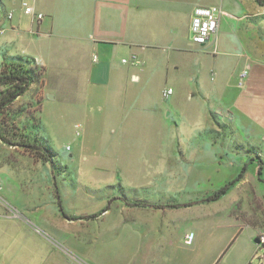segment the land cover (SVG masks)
<instances>
[{
	"label": "crops",
	"instance_id": "1",
	"mask_svg": "<svg viewBox=\"0 0 264 264\" xmlns=\"http://www.w3.org/2000/svg\"><path fill=\"white\" fill-rule=\"evenodd\" d=\"M23 2L44 17L34 20L25 15ZM209 6L226 13L210 39L196 44L191 39L194 9ZM10 10L11 20L7 18ZM17 33L32 40L34 54L13 51L9 43L16 40ZM58 48H70L75 60H82L83 67L78 69L85 81L82 105H99L108 113L120 107L126 112L125 107L135 109L140 104L143 91L156 89L158 97L149 108L159 123L155 127L161 133L177 127L173 138H179L177 145L164 142L166 145L152 147L155 158L151 152L145 157L144 196L125 195L124 175L120 178L123 168L129 167L121 163H97L96 158L90 161L84 155L86 161L80 165L103 172L101 180L84 184L75 179L68 165L38 162L35 165L50 170L61 215L78 217L64 211V197H85L95 204L97 200V209L107 214L127 211V232L116 238L128 242L138 261H163L167 250L182 247L189 255L202 247L208 250L209 264L229 261L244 227L253 226L239 223V217L233 216V204L247 200L253 180L262 183L258 169L264 167V159L258 143L264 138V6L256 0H0V69L7 59L24 56L41 61L48 73ZM133 56L138 64L133 63ZM244 70L248 75L239 86ZM168 88L173 93L164 96ZM129 116L121 120V132L128 121L127 127L137 126L138 119ZM193 118L205 121L204 126L196 121L192 129L199 139L196 143L186 138L180 125ZM110 130L118 131L114 126ZM223 134L225 140L220 143L217 137ZM249 165L256 166V178L249 177ZM11 169L24 168L21 163H0L1 172ZM243 170L227 193L214 201H202ZM19 175L22 173L17 172ZM135 183L127 182L134 188ZM168 204L178 206L161 207ZM4 206L8 211V205ZM85 214L87 219L97 216L94 211ZM212 219L219 223L210 224ZM253 227L249 237L256 243L264 231Z\"/></svg>",
	"mask_w": 264,
	"mask_h": 264
},
{
	"label": "rangeland",
	"instance_id": "2",
	"mask_svg": "<svg viewBox=\"0 0 264 264\" xmlns=\"http://www.w3.org/2000/svg\"><path fill=\"white\" fill-rule=\"evenodd\" d=\"M14 13L18 18L19 14L15 10ZM17 35L16 40L9 43L13 51L21 55L34 54L36 48L32 40L22 33ZM73 54L70 48L63 51L58 48L53 53V60H50L48 73L42 67L45 70L35 74L37 79L15 101L16 110L20 109L18 120L15 121L17 131L24 137L32 136L33 142L50 148L53 160L64 166L68 165L75 179L84 184L96 182L97 178L101 180L103 173L92 166L80 165L86 161L84 155H88L90 161L96 158L97 163L104 160L108 164L115 162L129 167L123 168L120 178L124 175L125 195L144 196L142 184L148 173L145 169V157L150 156L149 152L152 157H156L153 153L155 146L166 145L165 143L169 146L177 145L179 138L174 139L173 136L177 135L178 128L174 127L173 130L172 127L168 133H161L160 127H155L159 123L152 118L149 108L158 97L156 89L143 91V95L139 96L140 104L135 109L132 106L125 107L126 112L120 107L112 109L114 113H108L105 107L99 105H82L85 81L78 69L83 67V63L82 60L76 61ZM179 92H176L175 97ZM115 115L119 117L118 121L114 119ZM129 115L138 119L137 126L133 124L134 128L127 127L128 121L126 129L121 132V120L124 116L130 117ZM202 119H188L185 125L180 123L186 138H193V143L199 139L194 138L192 129L196 121L204 126L205 121ZM111 124L118 129L117 132H111ZM169 124L174 125L171 121ZM217 140L222 143L225 140L224 134L218 136ZM258 146L263 150L261 155L264 159V138ZM107 153H110V158ZM38 162L46 161L21 147L10 146L0 140V163H21L24 168L18 171H0V264L210 263L208 250L203 247L196 250L194 255H189L182 247L175 251L167 250V255L162 257L163 261H138V256H134L133 251L128 248V242L116 238L128 228L127 211L117 209L107 214L97 209V200L95 204L85 197L79 200L64 197V211L69 215H78L64 218L60 213L55 191H52L53 182L48 175L50 170L45 166L35 165ZM249 169V177L256 178V166L249 165ZM17 172L22 175L16 176ZM262 172L264 178V169ZM128 179L135 181L138 187L127 184ZM116 189L122 194L119 185ZM247 189V200L233 204V216L239 217L242 226L250 223L264 231V183L253 180ZM2 203L8 205V211ZM93 211L97 216L87 219L85 213ZM213 223L218 224L219 219H212L210 224ZM253 226L244 227L229 261H224L223 264H264V248L258 247L249 237L254 230ZM206 234L211 235L208 230Z\"/></svg>",
	"mask_w": 264,
	"mask_h": 264
},
{
	"label": "trees",
	"instance_id": "3",
	"mask_svg": "<svg viewBox=\"0 0 264 264\" xmlns=\"http://www.w3.org/2000/svg\"><path fill=\"white\" fill-rule=\"evenodd\" d=\"M256 2L264 6V0H256ZM43 70L45 69L36 67L35 59L23 56L11 57L3 63L0 69V140L10 146L21 147L35 157L44 159L46 162H55L53 160V151L45 145L33 142L31 140L32 136L24 137V135L20 134L17 131L15 122L18 120L17 116L20 111V109L16 110L15 101L25 94L29 86L35 81V74L37 72L41 73ZM263 169V165H260L258 175L262 182H264V178L262 177ZM244 170L238 178L222 186L213 194L202 199V201L209 202L219 199L243 176ZM165 206L176 207L178 205H161V207ZM62 214L66 216L63 210Z\"/></svg>",
	"mask_w": 264,
	"mask_h": 264
},
{
	"label": "built area",
	"instance_id": "4",
	"mask_svg": "<svg viewBox=\"0 0 264 264\" xmlns=\"http://www.w3.org/2000/svg\"><path fill=\"white\" fill-rule=\"evenodd\" d=\"M23 12L26 15H29L34 20H41L44 15L43 13L37 12L35 7L27 2L22 3ZM226 12L217 6H209V7H197L194 9L192 20H191V39L196 44H204L206 43L210 37L217 31L219 26L220 16L225 14ZM13 17V13L8 12L7 18L11 20ZM3 32V30H1ZM124 62L127 59H123ZM132 61L135 64H138L140 61L137 56L132 57ZM35 65L38 68H42L43 64L41 61L35 60ZM248 75V70L242 71L240 74L239 86H242L245 78ZM173 93L172 88H168L164 91V96L171 95ZM259 243L258 246L260 248H264V232H262L258 238Z\"/></svg>",
	"mask_w": 264,
	"mask_h": 264
},
{
	"label": "water",
	"instance_id": "5",
	"mask_svg": "<svg viewBox=\"0 0 264 264\" xmlns=\"http://www.w3.org/2000/svg\"><path fill=\"white\" fill-rule=\"evenodd\" d=\"M255 242L258 244L259 243V240L258 239H255Z\"/></svg>",
	"mask_w": 264,
	"mask_h": 264
}]
</instances>
